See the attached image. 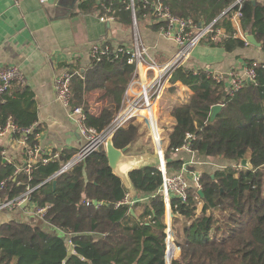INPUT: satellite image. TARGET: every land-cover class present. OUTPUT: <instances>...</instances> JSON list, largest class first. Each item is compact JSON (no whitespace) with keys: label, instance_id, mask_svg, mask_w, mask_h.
I'll use <instances>...</instances> for the list:
<instances>
[{"label":"trees","instance_id":"trees-1","mask_svg":"<svg viewBox=\"0 0 264 264\" xmlns=\"http://www.w3.org/2000/svg\"><path fill=\"white\" fill-rule=\"evenodd\" d=\"M160 1L172 14L196 24L216 19L215 28L227 37L213 41L208 35L202 42L209 46L231 52L244 45L232 36L235 16L264 51V0ZM129 6L130 0L78 4L81 11L97 10L101 17L131 25ZM134 7L136 21L150 17L149 3L134 0ZM105 46L108 51L90 57L87 64L75 60L70 66V104L83 109L85 126L97 132L119 111L133 74L125 49L114 51L110 42H104ZM253 63L254 59L244 61L247 67ZM256 64L255 80L246 81L232 94L222 78L214 79L203 68L179 66L171 74V85L180 81L192 94L187 103L170 111L174 125L162 149L167 174L183 168L182 160L169 156L181 148L187 133L194 136L189 141L191 151L236 162L222 170L201 172L202 195L189 186L184 200L172 195L167 205L159 190L162 172L150 165L129 174L137 196L147 199L116 205L128 191L113 175L103 147L53 177L74 151L63 150L55 160L36 163L28 175L15 172L19 163L3 162L0 146V201L17 197L29 187L33 189L30 201L48 206L41 223L19 221L0 227V264H264V62ZM216 104L221 109L211 120ZM8 117L20 127L34 125L28 142L35 145L36 104L25 84L0 96V125ZM148 130L145 121L134 118L114 134L113 144L117 148L129 145L131 154L152 151V144L144 139ZM247 158L251 168L240 166ZM169 210L176 252L168 261Z\"/></svg>","mask_w":264,"mask_h":264},{"label":"crops","instance_id":"crops-1","mask_svg":"<svg viewBox=\"0 0 264 264\" xmlns=\"http://www.w3.org/2000/svg\"><path fill=\"white\" fill-rule=\"evenodd\" d=\"M81 1L0 0V67L16 66L23 72L25 85L32 91L36 104V124L39 131L35 135V145L43 152L64 150L75 153L84 144L77 124L68 117L67 109L55 95L54 78L64 61L73 58L83 66L89 62L94 42L129 44L133 35L132 23L122 24L112 17H101L97 10L81 11L78 8ZM99 1L95 0L96 3ZM144 17L136 22L137 32L153 59L163 63L176 51L177 45L171 37L163 35L161 25L155 28L153 25L158 23L150 20V17ZM245 59L264 62V51L248 43L227 52L222 47H212L200 42L193 48L190 58L183 66L193 70L203 68L214 79L222 78L227 91L229 73H242L246 68ZM168 87L167 96L172 97L174 107L188 102L192 94L188 87L180 81L171 86L174 88L171 91ZM166 102L169 103L167 100ZM157 110H161L160 100L156 104V112ZM166 145L167 139L164 146ZM0 146L10 162L22 164L24 151L18 137H0ZM169 159H180L184 163L183 167L199 174L203 171L210 173L222 170L236 163L228 159L209 158L182 148L171 153ZM188 179L190 181V176ZM129 195L132 198L138 197L137 193ZM138 199H143L138 201L142 202L147 196ZM25 208L20 207L23 215L26 213ZM175 252L176 248L173 247L172 255Z\"/></svg>","mask_w":264,"mask_h":264},{"label":"built area","instance_id":"built-area-1","mask_svg":"<svg viewBox=\"0 0 264 264\" xmlns=\"http://www.w3.org/2000/svg\"><path fill=\"white\" fill-rule=\"evenodd\" d=\"M140 1L144 4L149 3L152 7L150 12L152 21L162 23L160 31L163 35L171 37L175 41L177 49L170 58L163 63H158L153 59L137 32L134 0H130L129 7L131 9L133 24L132 38L129 44H116L113 45V48L114 51H122L123 48L125 49L128 55L127 62L133 65V74L122 96L119 111L113 116L110 124L100 132L85 126V113L80 106H71L70 82L73 74L70 71V66L75 60L69 58L64 61L59 73L54 78L55 95L56 99L67 109L68 117L77 124L81 136L84 138V144L61 166L53 177L84 160L90 153L104 147L108 135L125 128L134 118L145 121L153 136H157V144L155 145L157 149L160 139L158 135L157 116L155 114L156 104L160 100L163 91L168 87L171 74L176 68L184 65L190 58L193 48L206 39L208 35H210V39L213 41L227 37L225 32L220 28H215L214 23L216 19L208 24H196L191 19L181 18L172 14L169 8L160 0ZM239 2L240 0H235L233 4ZM233 19L235 29L232 36L239 39L243 44H248L249 41L246 39V34L243 32L239 21L235 19V16ZM107 51L108 47L105 46L103 48V43L94 42L91 45L89 57H94L96 54H102ZM256 63H253V65L249 67L246 66L242 73L237 71L229 73L227 93L232 94L244 87L246 81L253 82L255 80ZM24 84V74L18 67H0V96L8 91L20 89ZM33 128L34 125L20 127L15 124L10 117L0 125V137H18V141L23 145L24 159L22 164L16 167L15 172L22 171L30 175L36 163H45L49 160L59 158L58 151L43 152L40 151L36 145L29 144L28 139L33 132ZM193 137V134L187 133L181 148L190 151L189 141ZM4 152L5 151L2 150L1 154L4 156V159L10 162V159L4 155ZM188 176H190V181ZM189 186H193L197 190L200 189L199 173L189 171L186 167L181 168L177 173L167 174V172H162V185L159 190L167 205H169L172 195H176L181 200H184ZM32 190V188L27 187V190L17 197L0 201V210L6 209L14 211L20 209V205L26 200V213L32 212L42 218L48 206L45 205L41 207L31 202L29 197ZM140 200L143 199H138L136 197L132 198L129 193H126L125 197L117 202L116 205H131ZM167 243V253L169 255L172 243L170 234H168Z\"/></svg>","mask_w":264,"mask_h":264},{"label":"water","instance_id":"water-1","mask_svg":"<svg viewBox=\"0 0 264 264\" xmlns=\"http://www.w3.org/2000/svg\"><path fill=\"white\" fill-rule=\"evenodd\" d=\"M255 0H252L254 2ZM246 39L249 41L250 44L260 47V43L257 42L252 34L246 33ZM226 95L225 92L222 93V97ZM221 109V104H216L212 106L211 113H210V119H214L217 112ZM115 133H112L108 135V137L105 140L104 144V150L106 153L108 166L110 167L113 175H115L117 178L121 180L123 183L125 189L131 194L135 195L136 192L134 190L132 181L130 179L129 174L132 171L139 170L143 167L150 166V165H157L158 168L162 172H166V167L164 165L165 155L163 154V151L161 149L160 143L157 145V149L155 148L154 153H150L149 151H143L141 153L137 154H131L127 153V150L129 148V145L117 148L113 144V136ZM5 159H3V162ZM240 165L244 167H251L249 158L242 159L240 161ZM52 186L54 188L55 181H52ZM199 194L202 195L201 191H198ZM94 203H97L96 201H93ZM27 201L25 200L20 207L23 209L26 207ZM172 217V213L168 211L167 220H168V234H170V218ZM31 215L28 213H25L23 215V218L14 211L1 209L0 210V227L8 224L10 222H19L22 221L24 223H28L30 221ZM22 219V220H21ZM169 261V259H168Z\"/></svg>","mask_w":264,"mask_h":264},{"label":"rangeland","instance_id":"rangeland-1","mask_svg":"<svg viewBox=\"0 0 264 264\" xmlns=\"http://www.w3.org/2000/svg\"><path fill=\"white\" fill-rule=\"evenodd\" d=\"M170 82H169V87L168 89L171 91L172 89H174L173 87L170 86ZM169 101V103L166 102ZM175 104V103H174ZM174 104H172V97H168L167 96V92L166 89L163 91L161 98H160V107L161 110H157V116H158V120H157V127L159 130V143L160 145H162V149L164 150L166 146H164L166 144V137H167V133L171 130V128L174 125V120L170 115V111L173 109ZM155 113V114H156ZM148 126V125H147ZM149 128V127H148ZM149 131V133H148ZM148 131H145V136L144 139H148L149 142L152 144V151H149L150 153H154V147L157 144V139L155 136H153V134L151 133L150 129ZM151 140V141H150ZM149 144V143H148ZM164 154V152H163ZM200 189H198L199 191ZM26 211V210H25ZM14 213H16L17 215L19 214L20 216L23 215V210L22 209H16L14 210ZM29 215H31L30 218V222H37V223H41V218L38 217L37 215H35L32 212H28ZM171 235V233H170ZM173 247L175 248V246L171 243V252L168 255L167 253V259H170L172 256V249Z\"/></svg>","mask_w":264,"mask_h":264}]
</instances>
